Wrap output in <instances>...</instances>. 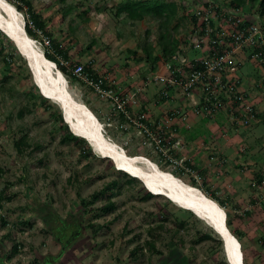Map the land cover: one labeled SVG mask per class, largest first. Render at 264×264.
<instances>
[{
  "label": "rangeland",
  "instance_id": "obj_1",
  "mask_svg": "<svg viewBox=\"0 0 264 264\" xmlns=\"http://www.w3.org/2000/svg\"><path fill=\"white\" fill-rule=\"evenodd\" d=\"M8 1L17 7L18 3ZM28 1L41 14L52 39L70 51L71 64L90 66L96 76L115 80L122 88L121 92L142 84L150 74L151 67L129 51L141 53L144 45L153 44L156 53L159 52L160 22L151 17L132 21L124 13L116 16L117 6L127 0ZM167 1L188 6L187 18L182 20V12L177 17L181 21L179 31L175 33V37L184 42L191 36V14L200 6L193 5L192 0ZM68 7H73L72 11L64 14ZM83 10L87 15L81 14ZM21 14L28 23L26 13ZM251 15L253 21L263 22L258 15ZM33 32V39L40 49L52 52L53 49L43 43L48 40L45 33L43 40L35 30ZM1 46L9 53L15 47L0 38ZM18 54L22 60L16 58L17 63L12 68L4 64V55L0 54V194H4V199L0 200V264H226L223 244L218 243L220 238L211 228L196 217L192 218L189 212L180 211L183 209L163 196L142 199L146 193L144 185L139 180L128 184L127 178L118 172L112 161L96 154L84 158L75 142L62 144L63 131L40 102L31 114L24 115L23 119L18 117L19 110L25 106L22 87H36L26 60ZM58 60H61L60 56ZM65 76L70 91L104 124L105 135L129 155L146 156L161 169L181 175L186 183L194 180L208 193H214L221 200L228 198V204L233 202L230 200L234 194L232 190L238 185L237 182L231 183L236 181L235 168L225 161L218 166L214 178L206 173L213 167L209 162L211 155L227 160V151L237 152L233 132L223 137L217 122L201 124L198 120L197 126L187 132L180 128L188 146L186 151L178 153L171 149L168 152V140L164 144L152 142L143 131L141 134L133 124L124 122L113 104L96 96L79 81ZM157 90L150 86L147 93H143L140 106L146 114L152 115L151 122L156 119L163 123L161 118L165 117L167 110L157 103ZM58 108L55 105L53 111ZM25 134L30 147L19 155L14 140ZM194 134H198L199 141L190 140ZM235 134H244L241 137L250 140L255 148L253 153L264 158V121ZM217 151L220 153L216 154ZM173 153L179 157L191 156L202 164L204 170L198 167L196 170L202 183L192 175H184L164 155L174 156ZM260 168L264 170V165L262 167L258 161L257 170H262ZM245 180L242 182H247ZM113 181L119 182L111 196L114 210L100 211L108 202L109 191L90 207L85 209L82 206V198L89 200ZM254 195L259 202V193ZM244 198L239 201L242 205L249 199ZM260 204L252 209L248 207L249 214L226 205L225 210L232 216V230L241 236L245 264H264V205ZM182 223L185 224L181 226ZM159 225L163 227L156 229ZM151 229H155L152 235ZM71 232L75 236H71ZM202 233L212 234L213 238L199 241ZM150 240L155 242L158 253H153L146 245ZM16 245L18 252L14 250Z\"/></svg>",
  "mask_w": 264,
  "mask_h": 264
},
{
  "label": "built area",
  "instance_id": "obj_2",
  "mask_svg": "<svg viewBox=\"0 0 264 264\" xmlns=\"http://www.w3.org/2000/svg\"><path fill=\"white\" fill-rule=\"evenodd\" d=\"M216 8L215 1L210 2L207 11L195 8L196 23H193L191 36L183 42L181 51L176 52L170 63L161 64L142 84L127 92H121L122 88L113 79L101 75L93 78L85 72L82 63L72 65L61 57L60 64L67 74L90 88L96 96L113 104L124 122L133 124L139 133L143 131L156 144L168 140V152L171 149L178 153L186 151L188 146L180 128H188L193 119L217 122L220 116L224 117V124L218 125L223 137H228L231 132L250 130L264 118V25L253 21L249 27L241 29V24L248 19L247 12L229 10L228 17L220 19ZM29 25L43 39L42 30L32 23ZM45 38L48 40L43 39L44 45L52 49L51 40ZM246 48L251 49L247 55L244 54ZM150 86L158 89L157 99L166 100L167 104H160L167 110L161 118L163 123L156 119L151 122L152 115L141 110L140 101ZM175 102L178 105H173ZM237 152L247 155L246 146H239ZM164 155L184 175H192L202 183L196 170L188 165L191 157H179L176 153ZM209 158L211 166L224 162L214 155ZM251 188L260 195L257 205H264V179L260 183L256 178L252 179Z\"/></svg>",
  "mask_w": 264,
  "mask_h": 264
},
{
  "label": "trees",
  "instance_id": "obj_3",
  "mask_svg": "<svg viewBox=\"0 0 264 264\" xmlns=\"http://www.w3.org/2000/svg\"><path fill=\"white\" fill-rule=\"evenodd\" d=\"M14 3L17 4V10L20 13H26L27 15V20L29 21L26 24V32L28 33L29 36L33 38L34 36V30L32 27H30L29 23H32L37 29L42 30L43 33L51 40L52 44V49L54 53H51L50 51H45V57L49 59L50 61L54 62L57 64L59 70L64 75H68L70 79L76 80L74 77H72L70 74L66 73V69L61 66L60 61L58 60V56L63 57L65 60L70 61V51L67 50L61 43L57 42L56 40L52 39V33L46 28V23L44 19L42 18L41 14L34 8L32 3L28 0H11ZM215 0H208L207 2H201L199 0H192L193 5H198L200 6V9L202 11H207L210 6V2H214ZM10 2V1H9ZM216 2V13L219 15L220 19H224L225 17H228L227 11L231 10H240V11H248V19L244 24H241V29H246L249 27V23L253 22V15H258L260 19L263 21L262 24L264 25V0H223L222 2L215 1ZM11 3V2H10ZM81 5V4H80ZM117 12L116 16L121 15L122 13L126 14L129 19L132 21H142L146 17H151L155 20H158L160 22L159 25V36L157 40V45L160 47L159 52L156 53V47L153 44H147L142 47V52L140 53L139 51H129L132 55H134L139 61H144L146 64H148L151 67V72L150 74L156 72L158 70V67L163 64V63H170L172 60V57L176 54L177 51H181L180 48L183 44V41L181 39H178L175 37V33H177L180 29V19L177 20V17L180 12L183 13L182 20L186 19L188 16L187 9L188 6L185 3H180L177 4L176 2L173 1H167V0H135V1H130L127 0L125 2L120 3L117 6ZM245 8H248L247 11ZM73 7H68L67 10H65L64 14L70 13L72 11ZM82 15H87V11L83 10L81 12ZM177 20V23L172 26V23ZM31 21V22H30ZM191 27L193 26V23H196V17L194 15V11L191 14ZM0 38L5 39L8 44L13 47V43L0 31ZM12 51L9 53V51L6 50L4 46L0 47V54L4 55V64L10 68L16 65V58H18L20 61L22 60V57L18 54L17 50L15 47L11 49ZM245 55L248 54L251 49L246 48L245 50ZM184 54V52L182 53ZM241 53L240 55H244ZM71 64V63H70ZM73 65V64H72ZM18 68V67H17ZM91 67L89 66L88 68L85 67V72L92 76L93 78H97L98 76L95 75V72L90 69ZM18 71V69H16ZM131 88V87H130ZM22 90L25 91V106L21 108L18 112V117L23 119L24 115L26 114H31L33 108H37L40 102V105H42L49 113V116H51L54 120V123L56 125H59L58 128L63 131V137L61 138V143L66 144L69 142H75L80 150H81V155L84 158H90V157H95V153L93 152L92 148L89 146V144L82 138L74 136L70 130L68 125L64 122L62 113L59 110L53 111L54 104L48 101L47 99L43 98L39 94L38 88H27L26 86L22 87ZM174 99V98H173ZM166 103L165 99H157V103ZM167 104V103H166ZM87 105V104H86ZM190 140H196L198 139V134L191 135ZM190 138V137H189ZM14 147L17 151V154L22 155L26 149L30 147V144L28 142V135H23L21 137H15L14 140ZM129 155V154H128ZM224 158V157H223ZM223 160V159H222ZM225 163V160H223ZM195 170H197L196 164L194 162H190L188 164ZM218 167V166H217ZM216 168V167H215ZM217 169V168H216ZM119 173L123 174L125 178H127V183L128 184H134L138 182L137 179L130 177L128 174L118 171ZM254 173L253 172V179L256 178L259 183L264 179V176L260 173ZM176 177L182 179L181 175L177 173H173ZM205 181V179L203 180ZM190 185L198 187L196 185V182L193 180ZM251 186V182H250ZM119 187V182L118 181H113L110 184H108L104 190H101L99 192L94 193L89 200L83 199L82 198V206L86 208L90 207V205L94 204L96 201H99L103 199L104 194L106 191L110 192L108 195V202L100 209L102 212H111L115 208L114 202L111 201V196L114 195V190ZM200 190H202L208 197L211 199L215 200L218 202V204L224 208L227 209V206L223 200L215 196L214 193H208L207 191L203 190L202 188L198 187ZM4 194H0V200L4 199ZM154 198V196L149 193L146 190L145 196L142 198L144 200H149ZM180 211H185V210H180ZM188 212V211H187ZM227 212V211H226ZM190 216L192 218H195V216L189 212ZM232 216L230 213L227 212V224L232 232V234L240 241L241 246V236L237 234L236 231L232 230ZM63 222H61L62 224ZM185 223L180 224L183 226ZM6 225V223H4ZM162 225H159L156 227V229L162 228ZM155 231V229H151V235ZM75 236L74 232H71V236ZM7 239V236H5ZM56 238H59L57 240H61L60 236H56ZM70 238V237H69ZM213 238L212 234L205 233L201 234L199 241H205V240H211ZM73 239V237H72ZM219 244H223L221 240H217ZM146 245L151 249L153 253H158L156 247H155V242L150 240L146 243ZM18 245L14 247L15 252L18 250ZM243 250V246H242ZM18 252V251H17ZM243 254L245 257V251L243 250ZM245 261V258H244ZM227 264V263H226Z\"/></svg>",
  "mask_w": 264,
  "mask_h": 264
},
{
  "label": "bare ground",
  "instance_id": "obj_4",
  "mask_svg": "<svg viewBox=\"0 0 264 264\" xmlns=\"http://www.w3.org/2000/svg\"><path fill=\"white\" fill-rule=\"evenodd\" d=\"M0 29L17 43L29 59L36 82L45 97L65 108V115L72 129L77 134L89 135L95 139L93 142L98 156L101 154L100 157L103 159H108L103 157L104 155L108 156L116 162L119 170L129 173L138 180H144L156 196L167 198L177 207H179L177 201L185 206H202L223 223L227 216L226 210L198 187L186 183L170 171L161 169L146 156L128 155L124 148L105 135L104 124L85 102L70 91L65 75L59 71L54 62L45 57L35 39L28 35L24 17L8 0H0ZM226 227L230 232L226 237V243L231 259L239 264L243 255V264H245L242 246L240 251L238 249L240 241L232 234L227 221ZM225 257L227 259V255Z\"/></svg>",
  "mask_w": 264,
  "mask_h": 264
},
{
  "label": "crops",
  "instance_id": "obj_5",
  "mask_svg": "<svg viewBox=\"0 0 264 264\" xmlns=\"http://www.w3.org/2000/svg\"><path fill=\"white\" fill-rule=\"evenodd\" d=\"M263 115H264V113H263ZM264 117V116H263ZM200 121V123L202 124V122L204 123V124H208L210 121L209 120H206V119H201V120H199ZM198 120H194L193 119V121H190V126L187 128V127H182V129H183V131L184 132H187V131H189V129H191L194 125H195V127L197 126L196 124L199 122ZM217 123L218 124H222L225 120H224V117H222V116H220L217 120ZM263 121H264V118H263ZM212 123V122H211ZM213 124H214V122H213ZM234 133V132H233ZM245 134V133H244ZM244 134H235L234 133V135H236V136H234V137H236L235 139H233L234 140V143H235V145L236 146H246V148H247V155H243V154H239L238 152H235V153H231V150L230 151H227V154H229V155H227L226 153H224V155L226 154L228 157H229V159H227L226 160V156H224V158H225V161L227 162V163H230L231 164V167H233V168H235V170H236V176H235V180L236 181H232L231 183L232 184H234V182H237V187H235L232 191H234V194H233V196L230 198V200L231 199H233V202H231L230 204H228V198H226V199H223V201L225 202V204L227 205V206H230V205H232V206H230V207H234V208H239L240 210H242V211H244L245 212V214H249V212L250 211H248V207H249V209L251 208V207H255V206H257V203H258V201L256 200L257 198H256V196L254 195V193H256L252 188H251V186H250V182H251V180L253 179V172L256 174V173H258V172H261V174L264 176V170L262 169V168H260V169H262V170H257V163H258V161H259V163L262 165V167H263V165H264V158H262V156L261 155H256V154H254L253 153V150H255V148L251 145V143H250V140H248L247 138H245V139H243L241 136H243ZM250 135V134H249ZM233 137V138H234ZM197 141H199L200 139H196ZM191 157V156H190ZM192 158V157H191ZM200 158V160H201V157H199ZM194 159V160H193ZM192 160L194 161V164H196V166L198 167V168H200V170H204L203 169V166H202V164H199L197 161V159H195V158H192ZM225 164V163H224ZM223 165V164H222ZM217 166H221V164L220 163H218L216 166H214L213 165V167L212 168H210L209 170V173H208V171L206 170V173H207V175H209V177H211V176H213V178L215 177V175H214V173H216V171H218V167ZM217 169H216V168ZM212 171V172H211ZM229 173V172H228ZM247 174V175H246ZM260 174V173H259ZM212 178V179H213ZM229 179H231L230 177H229ZM246 179V180H245ZM250 179V180H249ZM223 180V179H222ZM234 180V179H233ZM247 181V182H242V181ZM219 182V181H218ZM241 183H244L245 185H241ZM232 186H229V188H231ZM244 187H246V188H244ZM232 189V188H231ZM246 189V190H245ZM243 193H245V195L243 196L242 194ZM243 197H247V198H249V199H247V200H245L244 201V205H242V203H239V201H241L242 199H243ZM244 198V199H245ZM260 198V197H259ZM237 201V202H236ZM246 205V206H245ZM262 206V205H261ZM252 209V208H251ZM241 211V212H242Z\"/></svg>",
  "mask_w": 264,
  "mask_h": 264
},
{
  "label": "water",
  "instance_id": "obj_6",
  "mask_svg": "<svg viewBox=\"0 0 264 264\" xmlns=\"http://www.w3.org/2000/svg\"><path fill=\"white\" fill-rule=\"evenodd\" d=\"M0 31L15 45V47L17 48L18 52L24 57V59L26 60L27 62V65L32 73V77H33V81H34V84L36 85V87L38 88L41 96L45 99H47L44 95V93L42 92V90L40 89L39 87V84L36 82V79H35V75H34V70L33 68L31 67L30 63H29V59L27 58V56H25V54H23V52L21 51V49L19 48V46L17 45V43L12 40L8 34L6 32H4L2 29H0ZM48 101H50L49 99H47ZM51 103L55 104L54 102L50 101ZM57 105V104H55ZM59 107V109L61 110V113H62V117H63V120L64 122L69 126V130L71 131V133L74 135V136H77V137H80L82 139H84L88 144L89 146L92 148L93 152L96 153V147H95V143L93 141H95L94 138H92L91 136L89 135H80V134H77V132H75L73 129H72V126L71 124H69V121L65 115V108H63V106H61V104H58L57 105ZM69 111V110H68ZM70 112V111H69ZM97 154V153H96ZM100 156H102L100 154ZM103 157H106L108 158L109 160H111L115 166V168L117 170L118 169V166L116 164V162L112 159H110L108 156H103ZM121 171V170H119ZM124 172V171H122ZM128 175H130L129 173L127 172H124ZM132 176V175H131ZM142 184H144V187L146 188V190L155 195L154 191H152L150 188H148L146 182L143 180H139ZM172 201V200H171ZM175 202V201H173ZM177 205L179 206L180 209H183L185 211H188V212H191L198 220L202 221L204 224H206L209 228H211L213 230L214 233H216L220 240L222 241L223 243V247H224V252H225V255H227V263L228 264H236V261L232 260L230 255H229V250H228V246H227V243H226V237L227 235L229 236L230 232L229 230L227 229L226 227V221H227V216H225L224 220H223V223H221V221H219V219L215 218L213 213L207 209H205L204 207L202 206H195V207H191V206H185L184 204H180L178 201L176 202ZM238 249L239 251L241 250V244L238 243ZM232 255V254H231ZM238 260V258H236ZM238 263V262H237ZM239 264H243V255H241V260H240V263Z\"/></svg>",
  "mask_w": 264,
  "mask_h": 264
},
{
  "label": "clouds",
  "instance_id": "obj_7",
  "mask_svg": "<svg viewBox=\"0 0 264 264\" xmlns=\"http://www.w3.org/2000/svg\"><path fill=\"white\" fill-rule=\"evenodd\" d=\"M25 20V19H24ZM26 24H27V22H25V29H26ZM44 53V52H43ZM44 55H45V53H44ZM56 64V63H55ZM56 67L58 68V66H57V64H56ZM59 69V68H58ZM59 71H61V70H59ZM66 77V76H65ZM40 93V92H39ZM61 111V110H60ZM69 127V126H68ZM71 132V131H70ZM95 153V152H94ZM96 154V153H95ZM97 155V154H96ZM107 160H109V159H107ZM111 161V160H110ZM113 163V162H112ZM119 171V170H118ZM122 172V171H121ZM132 177V176H131ZM132 178H134V177H132ZM136 179V178H135ZM138 180V179H137ZM153 195V194H152ZM153 196H156V195H153Z\"/></svg>",
  "mask_w": 264,
  "mask_h": 264
}]
</instances>
